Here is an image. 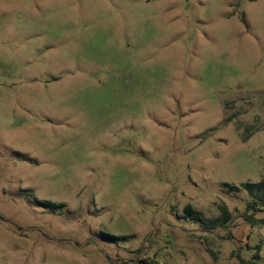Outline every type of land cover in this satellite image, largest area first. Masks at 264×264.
<instances>
[{
    "label": "rangeland",
    "instance_id": "1",
    "mask_svg": "<svg viewBox=\"0 0 264 264\" xmlns=\"http://www.w3.org/2000/svg\"><path fill=\"white\" fill-rule=\"evenodd\" d=\"M263 180L264 0H0V264H264Z\"/></svg>",
    "mask_w": 264,
    "mask_h": 264
},
{
    "label": "trees",
    "instance_id": "2",
    "mask_svg": "<svg viewBox=\"0 0 264 264\" xmlns=\"http://www.w3.org/2000/svg\"><path fill=\"white\" fill-rule=\"evenodd\" d=\"M226 188L229 189L230 193L237 192L240 189H243L250 197V201L247 205V213L244 215V219L247 223L252 226H262L264 227V218L257 219V212H264V180L258 184L246 183L239 187L231 186L229 184L226 185ZM47 205V204H45ZM219 210L221 212L222 224L226 225L231 222L232 214L229 211L228 207L224 204L219 205ZM189 212V216L193 217V211L191 207L187 208ZM199 220L201 218L197 217ZM256 260L260 259L259 254L255 257Z\"/></svg>",
    "mask_w": 264,
    "mask_h": 264
}]
</instances>
